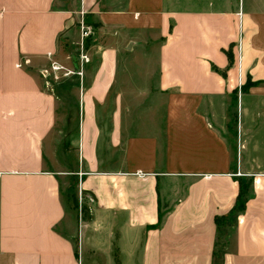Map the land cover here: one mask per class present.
Wrapping results in <instances>:
<instances>
[{"label":"crops","instance_id":"obj_1","mask_svg":"<svg viewBox=\"0 0 264 264\" xmlns=\"http://www.w3.org/2000/svg\"><path fill=\"white\" fill-rule=\"evenodd\" d=\"M81 55L75 163L51 168L45 74ZM262 83L264 0H0V264H264Z\"/></svg>","mask_w":264,"mask_h":264},{"label":"rangeland","instance_id":"obj_2","mask_svg":"<svg viewBox=\"0 0 264 264\" xmlns=\"http://www.w3.org/2000/svg\"><path fill=\"white\" fill-rule=\"evenodd\" d=\"M93 34L91 36H93ZM79 41L82 46V37L79 38L74 34L62 37L59 43L60 50L62 49V51L66 53H75V46H77L76 42ZM53 62H56L62 68L61 71L58 72V77H56L57 75L52 71ZM53 62L50 63V71L46 74V86L53 91L62 92L63 97L61 104L62 107L60 109V121L53 137V146L50 152L51 159L53 160L51 164L54 165V167L51 166V168H70L73 167V164L75 163L76 148L73 147V143L77 132L78 119L81 116L78 99L79 95L77 91L81 77L72 74H76V72L82 68L83 63L88 64V62L82 60V56H55ZM240 96L241 93L239 92L234 96V99H240ZM249 96V100L264 101V83L259 86V89L255 94ZM244 97L246 99L247 96L243 92V98ZM140 98L141 97H137V99ZM260 112H264V109H261ZM259 118L260 115L255 124V135H251V137L254 136L257 138L260 147L262 146L264 148V133L261 131L264 127V121ZM254 160L260 164V167L258 166L256 168L264 169V156H256ZM72 186L73 184L68 182L63 183L62 185V191L64 192L66 199L68 198L71 206L73 205V201L69 194H71ZM75 194H78V191L77 193L75 191Z\"/></svg>","mask_w":264,"mask_h":264},{"label":"built area","instance_id":"obj_3","mask_svg":"<svg viewBox=\"0 0 264 264\" xmlns=\"http://www.w3.org/2000/svg\"><path fill=\"white\" fill-rule=\"evenodd\" d=\"M240 17H241V13H240ZM81 31H82V40H85L87 38H89L93 32H94V28L92 26H89L87 24H85L84 22L81 23ZM82 56V60H84L85 62H88L89 59L87 56L81 55ZM242 56H241V49L239 48V64L241 65L242 63ZM21 67V66H19ZM61 67L56 63L53 62L52 63V71L53 73L56 74V72L61 71ZM47 74V72H46ZM45 74V75H46ZM58 77V76H56ZM139 176L143 177L144 174L138 173ZM83 174H80V178H82ZM95 204V198L92 194L85 192L81 186H79L78 189V194H77V209L79 211V217L80 219L83 218V215L87 210H90L91 207Z\"/></svg>","mask_w":264,"mask_h":264},{"label":"trees","instance_id":"obj_4","mask_svg":"<svg viewBox=\"0 0 264 264\" xmlns=\"http://www.w3.org/2000/svg\"><path fill=\"white\" fill-rule=\"evenodd\" d=\"M231 61H233V56H230ZM251 197V181L240 180V195L236 204V210L243 212L246 206V203ZM73 204L77 208V196H71Z\"/></svg>","mask_w":264,"mask_h":264}]
</instances>
